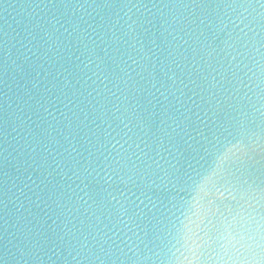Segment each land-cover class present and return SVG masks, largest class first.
<instances>
[{
  "label": "water",
  "instance_id": "water-1",
  "mask_svg": "<svg viewBox=\"0 0 264 264\" xmlns=\"http://www.w3.org/2000/svg\"><path fill=\"white\" fill-rule=\"evenodd\" d=\"M262 237L264 0H0V264H259Z\"/></svg>",
  "mask_w": 264,
  "mask_h": 264
},
{
  "label": "snow or ice",
  "instance_id": "snow-or-ice-1",
  "mask_svg": "<svg viewBox=\"0 0 264 264\" xmlns=\"http://www.w3.org/2000/svg\"><path fill=\"white\" fill-rule=\"evenodd\" d=\"M237 236H239V234H237ZM262 239H264V237H262ZM261 253H264V245H261ZM259 264H264V255H261Z\"/></svg>",
  "mask_w": 264,
  "mask_h": 264
}]
</instances>
